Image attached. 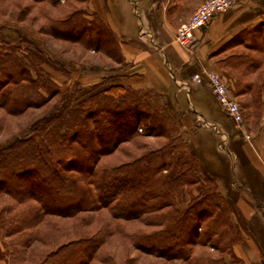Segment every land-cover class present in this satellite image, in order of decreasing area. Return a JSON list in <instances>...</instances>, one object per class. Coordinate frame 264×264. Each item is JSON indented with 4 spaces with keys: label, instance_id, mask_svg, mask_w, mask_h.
<instances>
[{
    "label": "trees",
    "instance_id": "obj_1",
    "mask_svg": "<svg viewBox=\"0 0 264 264\" xmlns=\"http://www.w3.org/2000/svg\"><path fill=\"white\" fill-rule=\"evenodd\" d=\"M82 14L88 13L73 10L39 32L81 39L96 48L109 43L104 37L109 29L98 14L90 12L94 20L88 27ZM238 45L246 51L232 52L224 59L230 91L259 98V93L251 92L264 90V18L236 32L221 49ZM37 50V42L21 32L17 42L0 39L1 109L21 114L59 96L48 112L34 117L0 145V196L13 200L0 204V236L9 239L11 247L6 252L12 255L8 263L118 264L101 253L117 230L126 233L136 251L164 262L242 263L234 249L242 234L231 221V209L214 178L185 150L175 120L151 97L137 99L140 89L111 81L89 97L92 102L72 104L45 71ZM139 128L142 135L163 137L164 142L119 164H99L118 144L138 136ZM178 199L184 202L182 208L176 204ZM102 211L108 218L101 220L99 228L74 237L53 220L84 221L85 214ZM135 221L145 229L122 232L117 225ZM198 246L218 255L195 253Z\"/></svg>",
    "mask_w": 264,
    "mask_h": 264
},
{
    "label": "rangeland",
    "instance_id": "obj_2",
    "mask_svg": "<svg viewBox=\"0 0 264 264\" xmlns=\"http://www.w3.org/2000/svg\"><path fill=\"white\" fill-rule=\"evenodd\" d=\"M237 1H242L245 6L253 4V1L250 0ZM152 2L153 0H143L140 4V0H109L107 3L108 12L105 14L107 20L105 21L98 14L102 24L106 26V29H109L108 35L106 36V32L104 35L106 39H109V43L98 44L99 46L96 48L94 44L89 45L81 39H74L76 40L74 41L73 39L54 38L44 31V33L39 32L40 28L46 30L51 21L62 19L66 14L76 9H82L88 13L82 14V16L87 21L85 26H90L89 22L94 19L90 15L92 11H90L88 0H59L56 4L33 3L31 0H0V39L6 42H17L18 32H21L36 41L39 46L36 53L42 59L45 71L56 80L61 95L69 97L72 104H87L93 101H89V97L94 92L104 89L109 81L113 84H124L132 89L137 88L132 85V81L135 77L134 74L139 70V60H142L146 65L148 52L150 54L155 51L156 54H160L161 48L158 47L160 44L157 42L160 35L170 37L176 43L174 32L181 24L177 27L174 23L177 22V18L181 21L180 19L188 18L193 13L181 10L178 11V17L174 22L168 21L164 10L158 11L157 4ZM140 6L144 11L140 9ZM19 9L23 13H19ZM260 18H264V16ZM260 18H257L254 23ZM252 23L244 28H248ZM171 31H173V36ZM130 37L135 38L140 47L133 45L132 41L121 42V39L126 40ZM236 51H246V48L243 45H238L228 49L218 48L213 52L216 57H214L216 68H219V70L213 71L220 76L232 97H234L230 91L232 84L224 69V59ZM165 65L167 66V68L163 67L165 71L170 69L168 62ZM168 76L172 90L167 94L143 87L140 89L142 95L137 99L143 100L144 95L151 97L150 101L157 102L164 113L175 120L184 140L185 150L195 156L206 175L214 178L225 202L230 207L231 221L242 234L240 241H243L245 237L255 239L264 255V188H252L241 184L238 173L235 171L237 157L235 158L232 152L231 137L235 133L239 136L244 134L237 126H234L226 112L220 109L218 102L206 89H201V95L197 100L192 85L189 83V88L184 90L183 96L187 92L185 100L193 107L186 109L185 106H180L175 98V93H178L179 89L175 87L174 78L169 71ZM260 80L261 78L257 79L256 84H259ZM261 90L258 92L255 89L251 92L252 95L259 93V98L249 96V106L242 107L240 105L242 100L234 97V100L239 104L242 116L240 125L246 124V127L251 130L255 126L257 127L264 114V106H262L264 90ZM58 97L54 96L42 107L28 108L21 114H8L5 109L0 108V145L18 133L19 129L34 117L48 112ZM254 99L257 101L254 102ZM138 132L140 133L138 136L118 144L111 154L102 156L99 164H119L138 155L148 147H156L164 142L163 137L142 135L141 128ZM218 175L226 176L228 179H215ZM222 182L224 184L221 185ZM4 203L12 204L13 200L7 195H1L0 204ZM176 204L179 208L184 206V202L179 199L176 200ZM107 218L105 211H102L98 214H85L84 221H81L80 218L76 220L55 218L53 220L59 222L62 231L70 229L69 236L74 237L82 235L84 232H93L101 226V220H107ZM117 225L122 228V232L145 229L136 221L133 223L122 222ZM125 236L126 233L120 234L118 230L115 231L108 239L107 244L104 245L101 253L109 254L110 261H117L118 264H176L139 253ZM8 241L9 239L0 236V260L4 264H9L8 259L12 258L11 254L6 253L8 248H11L9 245L7 246ZM200 252L208 253L211 256L218 255L211 248L198 246L195 253ZM224 258L228 262L230 261L228 255L225 254ZM237 264L245 263L242 261Z\"/></svg>",
    "mask_w": 264,
    "mask_h": 264
},
{
    "label": "crops",
    "instance_id": "obj_3",
    "mask_svg": "<svg viewBox=\"0 0 264 264\" xmlns=\"http://www.w3.org/2000/svg\"><path fill=\"white\" fill-rule=\"evenodd\" d=\"M108 1L88 0L90 11L96 12L106 21L105 14L108 12ZM203 1L205 0H153L152 3L157 4L158 11L164 10L168 21L174 22L176 17H178V11L185 10L192 13ZM250 1H253V4L249 6L243 5L242 1L233 3L230 7L212 18L204 27L196 30L194 33L195 41L191 49H185L180 44L177 45V42L175 43L172 38L160 35L157 41L160 44L158 47L161 48L159 50L160 56L155 51L150 54L148 52V63L146 62V65L142 60H139V70L134 74L135 77H133L132 85L139 89L144 87L145 89L167 94V92L172 90L171 83L168 81L169 71L174 78L175 87L179 89V92L175 93V98L180 106L183 105L186 109L193 107L191 103L187 104L185 100L187 92L183 96L184 90L189 88V83L192 85L195 99L199 100L201 89H206L214 97L205 82H195L191 79V76L204 69L211 71L219 70V68H216L213 52L221 48L224 42L236 32L242 30L244 26L252 22L254 23L257 18L264 16V0ZM142 2L143 0H140V4ZM140 9L143 10L141 6ZM188 18L180 19L181 21L177 18V22L174 24L178 27ZM171 33L173 36V31ZM130 41L134 42L133 45L140 47L133 37L126 40L121 39L123 43ZM166 62L170 66V69L167 71L163 68H167ZM234 97L242 100V103L240 102L242 107L249 106L248 94H238L234 95ZM262 101V106H264V100ZM220 109L225 112L221 107ZM261 118L262 120L259 121L257 127L255 126L252 129L253 131L248 129L246 124H241L238 127L243 134L245 132L249 134L248 138H245L244 135L239 136L237 133L231 137L233 144L232 152L234 157H237L235 171L238 173L239 181H241V184L252 188H264V114ZM185 121L187 120L185 119ZM216 177L215 179L218 180L228 179L226 176L222 177L218 175ZM222 184L224 183L222 182ZM234 249L245 264H264L262 249L255 239L245 237L243 241L235 245ZM0 264H4L2 260H0Z\"/></svg>",
    "mask_w": 264,
    "mask_h": 264
},
{
    "label": "built area",
    "instance_id": "obj_4",
    "mask_svg": "<svg viewBox=\"0 0 264 264\" xmlns=\"http://www.w3.org/2000/svg\"><path fill=\"white\" fill-rule=\"evenodd\" d=\"M237 0H205L174 32L175 41L185 49H191L194 44V33L204 27L212 18L230 7ZM191 79L195 82H205L216 98L220 107L226 112L235 126L242 121L239 104L234 100L220 76L211 70L194 73ZM245 138L248 134L244 133Z\"/></svg>",
    "mask_w": 264,
    "mask_h": 264
}]
</instances>
